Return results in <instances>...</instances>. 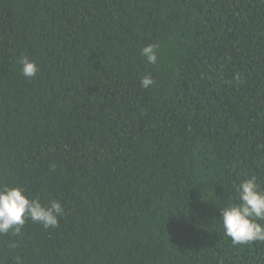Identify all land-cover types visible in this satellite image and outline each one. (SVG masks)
<instances>
[{
    "label": "trees",
    "instance_id": "1",
    "mask_svg": "<svg viewBox=\"0 0 264 264\" xmlns=\"http://www.w3.org/2000/svg\"><path fill=\"white\" fill-rule=\"evenodd\" d=\"M253 174L264 0H0V185L65 208L0 237V264H264L221 220Z\"/></svg>",
    "mask_w": 264,
    "mask_h": 264
},
{
    "label": "clouds",
    "instance_id": "2",
    "mask_svg": "<svg viewBox=\"0 0 264 264\" xmlns=\"http://www.w3.org/2000/svg\"><path fill=\"white\" fill-rule=\"evenodd\" d=\"M158 47L157 44H149L141 49L147 63L157 64ZM19 63L22 74L27 78L34 77L39 70L36 62L26 56L20 57ZM154 84L151 75L141 79L142 88L147 89ZM236 193L235 202L221 208L224 235L234 246L264 242V186L253 174L236 186ZM64 214L65 208L57 200L42 203L38 198H31L21 185H0V237L21 236L28 221L45 229L56 228ZM9 247L15 249L16 245L13 243ZM15 264H22L21 257H15Z\"/></svg>",
    "mask_w": 264,
    "mask_h": 264
}]
</instances>
